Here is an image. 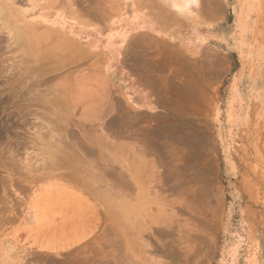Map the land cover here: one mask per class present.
Instances as JSON below:
<instances>
[{
  "label": "rangeland",
  "instance_id": "obj_1",
  "mask_svg": "<svg viewBox=\"0 0 264 264\" xmlns=\"http://www.w3.org/2000/svg\"><path fill=\"white\" fill-rule=\"evenodd\" d=\"M37 1L34 10L16 0H0V264H105L109 251L123 246L152 251L142 255L152 264H213L221 247L234 245L252 246L258 264H264V78H257L264 74V18L255 36L252 31L238 47H224L237 51L234 70H242L243 85L235 93L233 78L228 81L220 97L221 115L226 107L228 122L240 119L244 140L219 141V116L198 127L196 140L188 143L168 141L157 130L151 145L160 152L162 199L144 206L141 229L133 230L132 222L129 231L123 227L121 199L119 88L95 64L97 57L61 35L59 0H44L45 11H51L45 14L43 0ZM234 2L227 0L228 11ZM233 21L231 14L227 22ZM225 146L228 153H241L244 171L238 178L253 180L251 191L225 185L219 158ZM107 162L113 163L109 177L114 174L116 198L114 205L97 207L103 225L89 241L66 252L29 257L10 241L12 224L49 179L78 172L97 177L107 171ZM227 214L231 221L226 227Z\"/></svg>",
  "mask_w": 264,
  "mask_h": 264
},
{
  "label": "crops",
  "instance_id": "obj_2",
  "mask_svg": "<svg viewBox=\"0 0 264 264\" xmlns=\"http://www.w3.org/2000/svg\"><path fill=\"white\" fill-rule=\"evenodd\" d=\"M234 1L232 11L227 9V0H95V7L92 0L58 2L61 35L97 57L94 63L101 65L122 97L124 230L130 231L132 222L133 230H140L143 207L162 199L160 152L151 145L157 140V130L168 141L188 143L196 140L198 127L211 125V118L219 116V141L244 140L240 119L227 121L225 103V115H221L220 97L226 94L228 81L233 78L235 93L243 85L242 70H234L237 51L227 52L224 47H238L252 31L255 36L258 20L264 18V0ZM37 2L16 0L34 10ZM42 5L44 14L51 12L45 11L44 0ZM231 14L234 21L228 24ZM257 78L260 81L264 74ZM228 125L234 126L229 133ZM227 148L219 153L225 185L230 182L228 186L243 193L253 189V180L238 178L244 171L238 159L241 153H228ZM110 165L107 162V171L97 177L78 172L73 177L60 174L49 179L30 197L24 216L12 224L10 241L27 257L36 252H66L89 241L103 225L97 207L114 205L116 198ZM110 217L107 208V224ZM225 221L227 227L229 214ZM143 253L152 251L113 247L105 264H152L143 260ZM253 253L252 246L221 247L213 264H258Z\"/></svg>",
  "mask_w": 264,
  "mask_h": 264
},
{
  "label": "bare ground",
  "instance_id": "obj_3",
  "mask_svg": "<svg viewBox=\"0 0 264 264\" xmlns=\"http://www.w3.org/2000/svg\"><path fill=\"white\" fill-rule=\"evenodd\" d=\"M252 187H253V186H252ZM250 191H251V190H250ZM250 191H249V192H250ZM252 192H253V190H252ZM253 193H255V190H254V192H253Z\"/></svg>",
  "mask_w": 264,
  "mask_h": 264
}]
</instances>
